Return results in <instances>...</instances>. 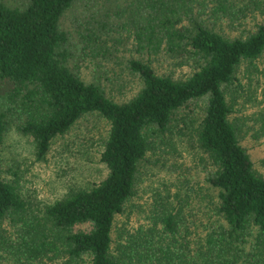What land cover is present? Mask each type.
<instances>
[{
	"label": "trees",
	"instance_id": "obj_1",
	"mask_svg": "<svg viewBox=\"0 0 264 264\" xmlns=\"http://www.w3.org/2000/svg\"><path fill=\"white\" fill-rule=\"evenodd\" d=\"M237 3L0 0V145L14 127L32 137L36 159H45L54 138L84 115L96 113L108 125L98 148L105 174L42 207L22 194L16 172L9 170V178L0 161V264L62 256L59 264H264V173L245 142L264 135V106L260 124L244 128L235 97L228 96L239 68L264 58V0H254L251 10ZM78 5L85 13L75 18L73 42L61 19ZM108 41L130 52L126 67L141 83L119 101L68 64L77 49L105 56ZM159 54L187 65L189 73L158 71L149 57ZM178 123L191 124L190 137L209 159L204 181L215 190L223 228L202 233L203 197L195 189L201 187L182 172L172 174L167 158L149 157L170 143ZM159 160L172 177L151 187L143 209L135 200L141 167Z\"/></svg>",
	"mask_w": 264,
	"mask_h": 264
},
{
	"label": "rangeland",
	"instance_id": "obj_2",
	"mask_svg": "<svg viewBox=\"0 0 264 264\" xmlns=\"http://www.w3.org/2000/svg\"><path fill=\"white\" fill-rule=\"evenodd\" d=\"M3 1L17 5L21 0ZM253 2L254 0H238L236 6L243 8L246 5L251 10L254 6ZM77 9L78 12L73 9L66 11L61 19V26L68 31L70 40L73 42L78 40L75 18L80 19L82 13H78L84 10L82 5H78ZM248 20L250 22L247 21V27H250L254 20ZM223 25L222 30L227 33V26L225 23ZM107 44L110 52L105 56L86 55L77 49L68 64L85 81L99 83L108 95L119 101L135 93L141 83L138 77L126 67L130 52L119 43L111 45L108 41ZM139 53L146 54L145 51L138 53L133 51L132 54ZM149 58L158 71L171 72L175 76L188 74L191 69L187 65L178 64L177 59L168 54L151 55ZM231 88L228 96L230 100L235 97L234 105L241 122L244 123V128L252 123L260 124L259 111L264 106V58L258 60L257 66L247 68V65H242L238 70V80ZM191 128V124L178 123L173 129L170 143L163 145V148L156 147L150 150L149 157L167 158L165 164L167 166L174 164V167L170 168L176 170L172 174L182 172L191 182H194L192 186L201 187V189H195L203 197L198 204L197 212L201 215L199 217L204 219V224L202 223L200 228L203 233L212 227L223 228L226 224L215 212L213 203L215 190L204 181L209 159L196 141L190 137ZM107 130L108 125L101 116L96 113L86 114L78 119L66 133L54 138L45 159H36L32 137L11 127L0 145V161L4 173L10 178L13 177L10 171H15L22 194L42 207L64 196L70 189L85 187L90 181L97 180L105 174L106 168L99 160L98 148L106 137ZM248 136L249 139L245 142L250 148L255 168L264 173V135L256 140L251 135ZM161 162L162 160H159L157 165L150 162L141 167L142 175L138 186L140 191L135 200L139 203L143 202V209L150 200L151 187L160 179L172 177L168 171L161 168ZM208 215H212L211 220L207 219ZM254 232L252 228L247 237L251 241L247 244L250 247L254 241ZM124 242H128V239ZM257 250L260 249L256 247L252 249L253 252ZM61 260L64 262L63 256L56 261L45 260L43 264H59Z\"/></svg>",
	"mask_w": 264,
	"mask_h": 264
}]
</instances>
